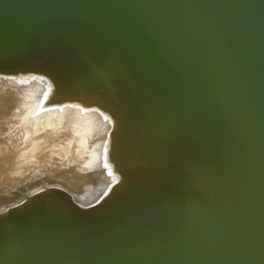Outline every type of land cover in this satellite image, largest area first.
Segmentation results:
<instances>
[{
  "label": "water",
  "instance_id": "1",
  "mask_svg": "<svg viewBox=\"0 0 264 264\" xmlns=\"http://www.w3.org/2000/svg\"><path fill=\"white\" fill-rule=\"evenodd\" d=\"M51 50L130 89L179 159L100 223L118 199L84 226L57 191L1 216L0 264H264V0H0V67Z\"/></svg>",
  "mask_w": 264,
  "mask_h": 264
},
{
  "label": "bare ground",
  "instance_id": "2",
  "mask_svg": "<svg viewBox=\"0 0 264 264\" xmlns=\"http://www.w3.org/2000/svg\"><path fill=\"white\" fill-rule=\"evenodd\" d=\"M16 57L6 62L11 69L0 67V217L55 191L83 226L86 210L119 200L94 224L116 213L120 201H135L137 192L155 199L161 173L179 155L172 159L143 142L130 89L86 80L89 71L55 50ZM88 81L93 88H79Z\"/></svg>",
  "mask_w": 264,
  "mask_h": 264
},
{
  "label": "rangeland",
  "instance_id": "3",
  "mask_svg": "<svg viewBox=\"0 0 264 264\" xmlns=\"http://www.w3.org/2000/svg\"><path fill=\"white\" fill-rule=\"evenodd\" d=\"M154 150V148L152 149V151Z\"/></svg>",
  "mask_w": 264,
  "mask_h": 264
}]
</instances>
